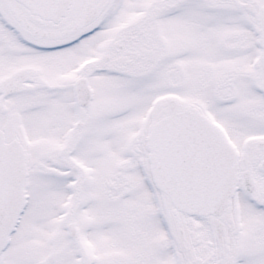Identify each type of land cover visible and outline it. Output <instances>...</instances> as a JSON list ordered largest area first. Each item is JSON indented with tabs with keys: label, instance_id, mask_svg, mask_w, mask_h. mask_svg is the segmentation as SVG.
<instances>
[{
	"label": "snow or ice",
	"instance_id": "6c2138e0",
	"mask_svg": "<svg viewBox=\"0 0 264 264\" xmlns=\"http://www.w3.org/2000/svg\"><path fill=\"white\" fill-rule=\"evenodd\" d=\"M0 264H264V0H0Z\"/></svg>",
	"mask_w": 264,
	"mask_h": 264
}]
</instances>
